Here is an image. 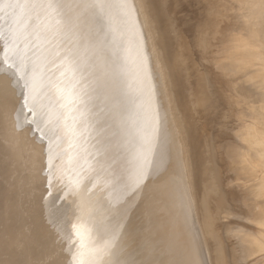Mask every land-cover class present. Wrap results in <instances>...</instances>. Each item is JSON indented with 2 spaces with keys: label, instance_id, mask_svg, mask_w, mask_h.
Wrapping results in <instances>:
<instances>
[{
  "label": "bare ground",
  "instance_id": "6f19581e",
  "mask_svg": "<svg viewBox=\"0 0 264 264\" xmlns=\"http://www.w3.org/2000/svg\"><path fill=\"white\" fill-rule=\"evenodd\" d=\"M72 1L77 3L76 7L78 11H86L90 14L92 19L91 31L98 32V34L104 31V23L102 21L103 13L114 14L115 8H113L112 5L115 0ZM165 1L166 0L160 1V7L159 4H155L156 6L158 5L157 7L161 8V5ZM168 1H170L171 7L166 11H161L160 15L162 17H167L168 14L170 15L174 12V6L176 7V0ZM238 1L239 3L245 1L244 5L242 4L244 11L241 18L243 19L244 17L246 24H250V28L243 26L240 20L236 23L237 27L227 22H221L216 9V3L213 0H208L204 3L207 7L205 17H203L204 20L198 24V30L194 32L191 38L192 49L197 53L201 63L208 69L209 78L216 84H213V89L216 99L225 107L226 112L224 117L230 120L234 118L235 122L239 123L242 118L241 111H235V107L237 109L239 105L249 102L248 110L251 122L246 125L245 129H240L239 127L238 129H231V127L229 128L228 126L229 122L224 124L225 120L219 123L218 128L223 129L222 135L220 136L224 140L225 137H231V141L227 138V141L225 140L227 143L224 141L218 142L220 138L217 140L214 134L210 135L209 133H207L209 140L205 136V140H208L210 142L209 144H212L210 149H212L211 151L213 154L211 155H213L214 159L213 161L211 158L212 160L209 161L207 155V161H209V163L211 161L216 163V173L214 172L209 175L207 170H202L201 168L197 170L195 167V171L192 175L188 173V163L186 161L187 158H185L187 154L184 155L185 152L182 148L184 145L181 147L183 151L178 148L179 136L176 131V126L170 117V109L172 110L176 107H181L182 109L181 104H179L180 101H176V99L183 97L180 88L182 84L179 85L176 82H170L164 73H160L156 78L149 76L148 70L151 69V67L148 61L152 62L153 68H155V63L157 62L155 57L150 55L148 61L145 62L146 65H143L133 48L129 45H125L113 51L114 53L119 52L118 56L120 57V61L114 69V74L109 75V77H112L111 75L123 77V87L128 94L126 99L128 101L130 100L133 106L127 111L129 113V118L127 117L120 126L117 139L120 145H122V141L125 143L121 150L114 139V141H112L109 136L107 137L108 129L106 128L108 126H104L106 125L105 122L102 123L101 120H98L99 122L97 125H101V129L99 133H94L93 138H100V145L96 146V149L93 150L94 153L92 152L93 156L91 161L87 165H82L79 160L81 141L76 140L75 134L77 132L74 133V131H71L69 134L66 133L65 126L67 118L60 115L57 117L56 114H52L50 117H56L58 120L55 119V122L51 121L48 123L46 121L41 122L37 117L39 116L38 113H36L35 116L32 115V112L31 115L28 114L30 118L25 120V123L29 122L32 125L31 133H36V139L42 144L43 151V167L41 169L43 174L40 178L36 177L35 191L33 190L35 200L40 202L39 199H41L42 204L40 202V208L39 202L35 201L33 203V205L37 206L35 209L37 214L36 216L34 215L36 225L33 229L28 231V234H31V236H34V234L38 232L44 234L43 240L37 244L32 243L30 248L34 255L35 264H48L50 259L54 260L55 264H66L67 262L69 264H80L81 261L82 264H264V0ZM49 3L50 2L47 4ZM125 3L126 7H129L127 12L132 15L131 20H133L138 34L140 33L143 35L142 31H144V36H148L150 39L149 33L151 32L148 31L146 27L147 22L145 21V23L142 15L139 16L138 14L139 10L145 15H147V13L149 14L151 11L150 6L145 3L144 0H125ZM145 15L143 16L147 18ZM44 17L43 15V18ZM2 18L0 10V23L3 20ZM80 18L82 19V17H79V19ZM79 21V24H81L82 20ZM167 22L169 21L167 20ZM160 24L161 21H159V26ZM150 25L153 26L151 23ZM21 29H23V27ZM77 29L76 27V30ZM83 29L85 28L83 27ZM173 34L178 36L177 32ZM112 36L114 37V42L115 39L119 37L118 34H113ZM171 36L172 35H170V37ZM218 36L220 40L216 39ZM162 37H164L163 34ZM258 37L262 39L259 40ZM93 38L94 36L92 39ZM177 38L179 39V37ZM85 39L83 38V40ZM215 39L223 43V46L217 45L216 48H213ZM175 40L177 41V39ZM85 41L82 42L85 44ZM224 45L227 46L224 47ZM80 46H82V44ZM29 47L31 50V46ZM5 48L0 50V63L4 61L7 66L0 65L3 67V72H7L8 76L13 78V81H11V85L7 90L6 88L8 85L6 84V91L0 99V103L2 106L5 102L6 104L14 102L15 110L17 109L14 115V121L19 125L18 121L23 120L20 119V111L30 110L35 112L38 108L35 104L27 100L28 97L26 99L27 102L23 98L21 100H19L20 98L18 99V96L22 95L20 88L22 84L25 83H23V78L30 80L33 77L35 78V74H30V72L24 73L23 69H21L22 59L17 53H14L11 57L9 49L7 48L5 50ZM150 48L155 50L156 46L152 45ZM172 50L170 51L172 52ZM219 52L221 54L225 53L226 55H221ZM180 54L177 55L179 56ZM71 56L73 55L71 54ZM79 57H81L82 62V56L79 55ZM172 58L173 57H171V59ZM44 59L43 61H45ZM107 61L108 60H106V62ZM66 64L69 63L66 62ZM88 64L90 66V63ZM159 64L160 61L157 63L158 70ZM39 65L40 64L37 66ZM91 65L93 66V64ZM51 66H53V64ZM51 66L49 67L51 68ZM93 67L96 68L97 66ZM210 67L213 69H210ZM89 68L92 67L90 66ZM55 69L56 68H54V70ZM76 70L73 74H76ZM175 71H177V69H175ZM78 73L81 74L80 71ZM186 73L188 74L189 71H186ZM37 75L41 77L39 71H37L36 77ZM95 75H98V73ZM16 76L19 77L17 78ZM88 76H90L88 71L84 72L81 74V79L83 80V77L87 79ZM53 77L55 78V74ZM109 77L107 75L100 79L97 77L99 79V82L96 81L97 84L91 82L94 84V89L97 87V94L99 95V99L100 97L102 98V101L106 96L107 90H111L114 87L112 84L108 87L103 84L101 85L103 80L105 81ZM66 78L69 79V76L67 75ZM73 79L70 80L74 82ZM75 79L77 78L75 77ZM86 79L84 82L87 81ZM45 80L47 81L48 79ZM53 83H55V81ZM69 83H71V81ZM8 84H10V82ZM98 85H100V89ZM190 85L188 86L190 87ZM43 86L46 87L44 84ZM82 87H84V85ZM87 87L88 86H85V88ZM204 87L206 88V85H204ZM13 88L16 92H13ZM92 88L93 87H91V89ZM183 88L182 86V89ZM186 88L188 87L186 86ZM33 90L36 89L34 87H29L27 93ZM89 91L91 94L92 90ZM96 107H94V111L98 109V103ZM101 109L102 108H100V110ZM63 110L65 111V107H63ZM83 110L80 113L83 114ZM181 111L183 112V110ZM106 112L107 111L104 113ZM61 114L63 115L62 109ZM253 116L255 117L253 118ZM92 117L94 116H91V118ZM104 117L105 115L103 118ZM70 120L73 121L72 118H70ZM90 122L96 124L93 119H91ZM108 123L110 122L108 121ZM203 126L204 125L200 123V127ZM91 127L92 126H90V128ZM76 128L78 127L76 126ZM196 129L198 130V128ZM196 134L198 135V133ZM30 135L32 136L33 134ZM93 138L91 137L92 140ZM189 139L191 143H194L192 140L193 138ZM235 140L239 141V144ZM90 142L91 141H89V143ZM207 149L208 151L210 150L209 148ZM201 151L203 152V150ZM116 152L120 153L128 160L123 170L116 162L109 165V162L115 159L113 153ZM208 153L209 152H207V154ZM171 156L173 157L171 158ZM170 159H172V161L169 162ZM192 159H194V156ZM40 160L41 159H38L37 156L35 157L34 163L38 164L37 167L41 165ZM212 167L211 172H213L214 164ZM5 169L6 168L3 169L2 167L0 171H4ZM36 170H38V168ZM84 172L86 174H84ZM159 176H161L160 181L157 180ZM69 181H71V183H69ZM4 185L5 183L3 184L0 180V204L2 203L1 196L3 195L2 190ZM64 193L65 199L63 198ZM20 196L19 201L17 198L15 199L16 196L14 194L12 195V197H14V203L12 204L14 208L12 209H15L17 203H21V206L18 207L16 212V219L22 220V216H19V214L23 215L24 209L26 212L29 210L31 211L32 198H29L27 194H20ZM5 205L6 203L4 204V209L6 208ZM227 205H229V207H227ZM48 210L56 211V213L58 211V214L56 216L52 215L51 217H47L46 212ZM218 210L222 213V216H220L222 221L225 220V222H230V218H234L236 219L235 225L227 226L226 223L223 224V228L220 232L215 231L213 229V224L215 223L213 215ZM198 222L202 230L204 243L201 240ZM76 223L82 225L81 231L85 233V238L88 240L90 246H94L98 254L85 255L82 258L79 248L72 246V238L69 229L70 224ZM54 240L59 241L60 248H58V250H61L58 251L59 253L54 251L52 245ZM136 244L139 249L134 247ZM206 250H208V255L205 254ZM134 257L137 258L136 261H134Z\"/></svg>",
  "mask_w": 264,
  "mask_h": 264
},
{
  "label": "rangeland",
  "instance_id": "374dc122",
  "mask_svg": "<svg viewBox=\"0 0 264 264\" xmlns=\"http://www.w3.org/2000/svg\"><path fill=\"white\" fill-rule=\"evenodd\" d=\"M136 1H138V0H136ZM160 1L161 0H150V1L144 0V2L150 6L151 11L149 12V14L147 13V15H145L140 10L138 11L139 16L142 15L144 22L145 21L147 22V23L146 22L145 23H146V27H147L148 31L151 32V33H149L150 34V36H149L150 39H149L148 36L147 37L144 36V31H142L143 35H141L140 33L138 34V31H136L135 25L133 24V20H131L132 15L128 14V12H127L129 7H126L125 0H115V2L112 5L113 8H115L114 14L103 13L102 21L104 23V29H103L104 31L100 32L99 34H98V32L91 31L92 19L90 17V14L86 11H82V12L78 11L77 7H76L77 3L75 1H72V0H51L50 1V0H48V2H50L51 4L50 3L47 4L48 3L47 0H5V1L0 0V10L2 13V17H3L2 18L3 20L0 23V31H1L0 38L2 39V40L0 39V50L5 48V47H6L5 50L8 48L9 54H11V57L14 55V53L15 54L17 53V55L22 59L21 60V69H23V72L24 73L30 72V74H32V73L35 74V78L33 77L30 80L23 78V80H24L23 83L24 82L27 83L28 87L25 88V83L22 84L20 89H21L23 96L22 95L18 96V99L20 98L19 100H21L23 98L25 100V98L28 97L27 100L29 102H31L32 104H35L38 107L37 108L38 111H37V109L35 110V112L30 111V110L29 111L28 110L23 111L21 109L22 111L19 112V113H21V115H20L21 119H23V121L25 122V120L30 118L29 115H31V112H32V115H34V116L36 115V113H38L39 116H37V117L39 120H41V122L46 121V122L50 123L51 121L55 122L54 121L55 119L58 120L56 117H54V118L50 117L52 114H56L57 117H58V115H60V116H64L65 118H67L66 119L67 123L65 126V129L67 131L66 133L69 134V132H71V131H74V133L77 132L75 134L76 140L81 141V143H80L81 147L79 149V154H80L79 160H80V163H82V165H87L91 161V158H92L93 153H94L93 150L96 149V146L100 145V142H101L100 138L99 139H98V137L93 138L94 133H99L100 129H101V127H100L101 125H97V123L99 122L98 120H101L102 123L105 122L106 125H104V126H106V127L108 126L106 128V129H108L107 130L108 131L107 137L109 136L110 139H112V141L115 140L116 144L118 145V147L121 150V148H123L122 146H124L125 143L122 141V145H120V142H118V139H117L119 136L120 126L127 117L129 118V113L127 111H128V109H130L133 106H132V102L130 100L128 101L126 99L128 94L124 90V87H123V84H124L123 77L122 76H114V75H111L112 77H109V75L114 74V71H115L114 69L117 67V64H119V61H120V57L118 56L119 52L114 53L113 51L116 49H119L125 45H129L131 48H133L138 59L140 60V62L143 65H146L145 62L148 61V57L150 55L151 56L153 55L155 57V59L157 61L155 63V68H153L152 62L148 61L149 65L151 67V69L148 70L149 76H151L152 78H156L159 76L160 73H164V74H166V76L168 77L170 82H172V83L176 82L179 85L182 84V86L185 88V89L183 88L184 89L183 90L182 86H180V88L182 90L183 97H181L180 99H176L177 102L180 101L179 104H181L182 109H181V107H179V108L176 107V108H173L172 110L170 109V117L176 126V131H177V134L179 136L178 148H180L181 150L183 148L184 152H185L184 155L187 154L185 156V158H187L186 159V161L188 163L187 171L190 175H192L193 172L195 171L194 167L197 170H198V168H201L202 170H207L209 172V175H211V173H214L215 169H216L215 168L216 163H214L212 161L209 163V161L213 159V155H211V154H213V152L211 151L212 149H210L212 144H209L210 143L208 141L209 136L207 135V133H209L210 135L214 134L215 137L217 138V140L220 138V140H218V142L219 141L226 142L227 138H229V141H231L230 140L231 137H225L226 141L224 139H222V137L220 135H222L223 129L218 128L219 123H220V121L225 120L224 124H227L229 122L228 126H229V128L231 127V129L232 128L238 129V127L240 129L241 128L245 129L246 125L249 124V122H251L250 121L251 118L249 119L250 113L248 110V108H249L248 103L249 102H246L244 104L239 105L237 109L235 107V111H237V112L241 111L242 118H241L239 123H236L234 118H232L231 120L228 118H225L224 117V114L226 112L225 107L218 102V100L216 99L215 91L213 89V84H215V83L213 82V80L211 78H209L208 69L201 63V61L198 58L197 53L194 51V49H192V42H191L192 39L191 38L194 35V32H196V30H198V24L204 20L203 17H205L206 10H207L206 9L207 7H206V5H204V3L208 0H176L175 1V2H177L175 4L176 7L174 6V8H173L174 12H172L170 15L168 14L167 15L168 18L162 17L160 14H161V11H166L171 7L170 1L166 0L162 4L163 6L161 5V8H159L160 7ZM171 1H173V0H171ZM213 1L216 3V6H217L216 9L218 11V15L220 17L221 22H223V23L227 22V23L233 24L234 27H237L236 23H238V20H240V22L243 24V26H246V28H250L249 27L250 24H248V23L246 24L244 17H243V19L241 18V15H243V11H244L243 5H244L245 1L241 0L242 3H239L238 0H213ZM38 2H39V4H38ZM45 3H46V6H45ZM155 3L159 4V7H157L158 5L156 6ZM164 5H165V7H164ZM46 8H47V10H46ZM175 8H176V11H175ZM158 10H159V12H158ZM194 12H195V14H194ZM29 15L32 17H30ZM33 15H34V17H33ZM43 15L47 18H45V17L43 18ZM143 15H145L147 18H145ZM155 15H156V17H155ZM77 17H78V19H79V17H82V19L81 18L79 19V20H82L81 24H79L80 21L77 19ZM50 18H52V19H50ZM166 18L169 22H167ZM45 19H46V21H45ZM49 19H50V21H49ZM109 19H110V21L111 20L112 21L110 22ZM52 20H54V21H52ZM74 20H75V22H74ZM242 20H243V22H242ZM35 21H36V23H35ZM159 21H161L162 26H161V24L159 26ZM164 21L167 23V27L168 26L170 27V28L168 27L169 29L166 27V23ZM27 22H29V23H27ZM148 22H149V24H148ZM150 23L153 24V26L150 25ZM22 25H24V26H22ZM22 27H23V29H21ZM76 27L78 28L77 30H76ZM83 27L86 30L83 29ZM71 28H73V29H71ZM88 28H89V30H88ZM25 31H26V33H25ZM30 31H31V33H30ZM83 31L85 34L83 33ZM247 31H248V29H247ZM176 32H177L178 36L176 34H173ZM161 33L163 34L164 37H162ZM167 33H169V34H167ZM47 34H48V36H47ZM86 34L87 35L89 34L90 36L89 35L87 36ZM113 34L119 35V37L117 39H115L116 43L114 42V37L112 36ZM2 35H3V37H2ZM56 35H57V38H56ZM170 35H172V36L170 37ZM93 36H94V38L92 39ZM23 37H24V39H23ZM50 37H52V38H50ZM81 37H82V39H81ZM85 37H86V39H85ZM156 37H157V39H156ZM173 37L175 39H177V41ZM177 37H179V39ZM28 38H29V40H28ZM74 38H75V40H74ZM83 38L87 41L83 40ZM258 38H259V40L262 39L261 37H258ZM110 39H112L113 41ZM216 39L220 40V37L218 36ZM216 39L214 41V44H213L214 47L213 48H216L217 45L223 46V43L219 42V40L216 41ZM81 40L83 42L85 41V44ZM88 41H89V43H88ZM37 43H38V45H37ZM45 43H48V44H45ZM80 43L82 44V46H80L81 45ZM155 43H156V45H155ZM177 43H179V44H177ZM90 44H91V46H90ZM163 44L165 47L163 46ZM256 44H257V40H256ZM84 45H86V46H84ZM119 45H120V47H119ZM152 45L156 46V49H155L156 51L154 49L150 48ZM29 46H31V50H30ZM102 46H103V48H102ZM226 46L227 45H224V47H226ZM263 46H264V44H263ZM81 47L84 50H82ZM25 48H26V50H25ZM169 49L170 50L173 49L172 52ZM58 50H59V53H58ZM87 50H88V52H87ZM72 51L75 52V55H74V52H72ZM84 51H86V52H84ZM89 51H90V53H89ZM69 53H71L73 56H71V54H69ZM89 54L90 55L92 54V55L90 56ZM93 54H94V56H93ZM177 54H180V55L178 56ZM224 54L225 53H222L221 55H224ZM56 55H58L59 58ZM79 55L82 56V62H81V57H79ZM64 56H70L73 63L66 64V61H65V63L64 62L62 63V61H64ZM101 56H103V57H101ZM92 57H94V58H92ZM143 57H144V59H143ZM171 57H173V58L171 59ZM223 57H225V56H223ZM75 58H77V59H75ZM96 58H97V60H96ZM43 59L45 61H43ZM52 59H53V61H52ZM92 59L94 60L95 63L93 62ZM167 59H169V60H167ZM89 60H92V61H89ZM102 60H103V62H102ZM106 60H108V61L106 62ZM174 60H175V63H174ZM28 61H29V63H28ZM79 61H80V63H79ZM159 61H160V64L158 65L159 66V70H158L157 63H159ZM167 61H169V62H167ZM223 61H224V59H223ZM51 63L53 64V66H51L52 65ZM88 63H90V66L92 68H89L90 66ZM0 64L3 66H7V65H5L6 63L4 61ZM27 64H29V65H27ZM38 64H40V65L37 66ZM57 64H59V65H57ZM75 64H76V66H75ZM91 64H93V66H97V67L95 68ZM109 64H111V65H109ZM1 65H0V92H2V93H0V99L2 98L3 93L11 85V81H13L12 80L13 78H11V76H8L7 72L6 73L3 72V67ZM36 66H37V68H36ZM49 66H51V68ZM1 68H2V70H1ZM54 68H56L55 69L56 71L54 70ZM71 68L72 69L74 68L75 70L78 68L79 70L77 69L76 74H73L75 71H73ZM93 69H94V71H93ZM106 69H107V71H106ZM175 69H177V71H175ZM210 69H213V68L210 67ZM57 70H59V71H57ZM170 70L172 71V73ZM183 70L189 71L188 74H190V75H188L186 73V71H183ZM37 71L40 72L41 77H39V75H37V77H36ZM79 71L81 74L88 71V73L90 75L88 77L89 78L91 77V78L90 79L88 77H87V79L85 78L87 81L84 82L85 79H84V77H83V80L81 79L82 77H81V74L78 73ZM178 72L180 73L181 78H180ZM96 73H98V75H100L102 73L101 74L102 76L101 75L100 76L95 75ZM54 74H55V78L53 77ZM56 74H58V75H56ZM197 74H198V77H197ZM67 75L69 76V79L66 78ZM72 75H73V77H72ZM105 75H107L109 78H107L105 81L103 80V83H101V85L103 84V85H106V87H108V86H110V84H112V85H114V87L111 90H107V92L105 94L106 96L103 99V101H104L103 102L101 97L99 99V95L97 94V87H95V89H94V84H92V83H96V81L99 82L98 80ZM201 75H203V76H201ZM75 77L77 79H75ZM97 77H99V79ZM190 78H192L193 80ZM45 79H48V80L46 81ZM70 79H73L74 82H72V80H70ZM186 79H187V81H186ZM8 81L10 82V84H8L9 83ZM48 81H50V82H48ZM54 81H55V83H53ZM70 81H71V83H69ZM6 84L8 86L5 90ZM43 84L46 87H44ZM81 84H83L84 87H82L83 85H81ZM79 85L81 86V88ZM89 85L93 88L91 89V87ZM188 85H190V87ZM204 85H206V88L204 87ZM85 86H88V87L85 88ZM186 86L188 88H186ZM29 87H32V88L34 87L37 91L33 90L32 92L27 93V89ZM99 87H100V85H98V88ZM82 88H84V89H82ZM54 89H56V90H54ZM88 89L92 90L91 94H90V91ZM12 90H13V92H16L14 88ZM47 90H48V92H47ZM84 90H85V92H84ZM46 93H48V94H46ZM184 93H185V95H184ZM82 94H84L85 96ZM44 95H46V96H44ZM84 99H85V101H84ZM87 100H89V101H87ZM87 102H89V103H87ZM11 103L13 105V111H14L13 116H14L17 112V109L15 110L14 102H11ZM97 103H98V109L94 111V107H96ZM51 105H53V106H51ZM59 105H60V107H59ZM1 107L2 106L0 103V109H1ZM63 107H65V111L63 110ZM82 107L84 110L82 109ZM86 107H89V108H86ZM100 108H102V109L100 110ZM61 109L63 111V115L61 114ZM189 109H190V111H189ZM82 110H83V114L80 113ZM181 110H183V112ZM105 111H107V112L104 113ZM101 114H102V116H101ZM104 115H105V117L103 118ZM120 115H121V117H120ZM41 116H42V118H41ZM91 116H94V117L91 118ZM254 117L255 116H253V118ZM70 118H72L73 121H71ZM84 118H88V119H84ZM90 118L95 120L96 124H92L90 122V120H91ZM183 119H184V121H183ZM195 119H196V121H195ZM85 120H86V122H85ZM108 121L110 123H108ZM200 123H201V125H204L203 126L204 129H203V127H200ZM187 124H188V126H187ZM243 124H245V125H243ZM76 126L78 128H76ZM90 126H92V127L90 128ZM194 128H195V130H194ZM196 128H198V130ZM202 130L205 132H203ZM196 133H198V135ZM200 134H201V136H200ZM205 136L208 140H205ZM91 137L93 138V140L91 139ZM197 137H198V139H197ZM189 138H193L192 140L194 141V143H191L190 142L191 140ZM89 141H91V142L89 143ZM235 141L239 144V141H237V140H235ZM240 143H241V141H240ZM183 145H184V147H182ZM190 145H192V146H190ZM240 145H242V144H240ZM199 148L201 150H203V152ZM207 148H209L210 150L208 151ZM192 152H194V153H192ZM207 152H209L210 154L209 153L207 154ZM113 155L115 156V159L113 161L109 162V165H112L114 162H116L119 165V167L123 170V168L125 167L128 160L118 152L113 153ZM209 155H210V157H209ZM193 156H194V159H192ZM206 156L208 157L209 161H207L208 159ZM213 161H214V159H213ZM213 164H214V169H213V172H211L212 168H213L212 167ZM84 174H86V173L84 172ZM63 198L65 199V193L63 194ZM227 207H229V205H227ZM236 211H240V210H236ZM36 213H35V216H36ZM57 214H58V211H57V213H56V211L54 212L52 210H48L46 212L47 217H51L52 215L56 216ZM213 216H214L213 220L215 223L214 224L212 223V224L214 225L213 229L215 231L220 232L221 229L223 228L222 227L223 224L227 223V226H229V225L233 226L236 223V219H234V218H230V220H229L230 222H225V220L222 221V218L220 217V216H222V213L220 210H218ZM136 219L138 220L137 217H136ZM220 221H222V222H220ZM34 223H35L34 224V227H35L36 222L34 221ZM198 224H199V222H198ZM215 224H216V227H215ZM215 228H218V229H215ZM199 229H200L199 233L201 236V240L204 243V238H203V234H202L200 224H199ZM40 234H41L40 241L43 240L44 234L38 232V233H35L34 236H31V238L33 240L35 239L33 241V243H35V244L40 243L39 240L37 241V239H38L37 236H39ZM52 245H53L54 251H56V252L61 251V250H58V248H60L59 241L54 240V243ZM136 247H137V244H136ZM205 254L208 255V250L205 251ZM52 259H54V258H52ZM136 259L137 258L134 257V261H136ZM209 262H210V260H209ZM66 264H69V263L67 262Z\"/></svg>",
  "mask_w": 264,
  "mask_h": 264
},
{
  "label": "water",
  "instance_id": "95a60500",
  "mask_svg": "<svg viewBox=\"0 0 264 264\" xmlns=\"http://www.w3.org/2000/svg\"><path fill=\"white\" fill-rule=\"evenodd\" d=\"M13 114V105L3 103L0 109V169L2 167L6 169L0 171V180L3 184L5 183L2 190L3 195L1 196L2 203L0 204V264H35L34 255L30 249L35 239L31 238L28 231L34 227V212L36 213L35 209L37 208L33 205L37 201L33 196L35 182L43 174L41 172L43 167L42 144L36 139V133H31L32 125L29 122L25 123L23 120L18 121L19 125H17ZM36 156L41 159L40 167H37L38 164L34 163ZM37 168L38 170H36ZM158 178L157 180L160 181L161 176ZM13 194L16 196L15 199L17 198L19 201L20 194H27L29 198H32L31 211L26 212L24 209L23 215L19 214V216H22V220L16 219V212L21 203H17L15 209H12L14 208L12 207L14 203ZM39 200L41 202V199ZM5 203L6 208L4 209ZM37 238V241H40L41 234ZM136 249H139L138 246ZM54 262L50 259L48 264Z\"/></svg>",
  "mask_w": 264,
  "mask_h": 264
},
{
  "label": "snow or ice",
  "instance_id": "6c2138e0",
  "mask_svg": "<svg viewBox=\"0 0 264 264\" xmlns=\"http://www.w3.org/2000/svg\"><path fill=\"white\" fill-rule=\"evenodd\" d=\"M68 62L69 64L72 63V60L69 56H65L64 57V61L63 62ZM73 71H75V69H72ZM28 87V84L25 83V88ZM27 98H25L26 100ZM69 183H71V181H69ZM82 225H80L79 223L76 224H70V236H71V244L73 247H78L79 248V252H80V256L83 258L85 255H95L98 254V252L96 251V249L94 248V246H90L88 240L85 238V233L81 231ZM80 264H82V261L80 262Z\"/></svg>",
  "mask_w": 264,
  "mask_h": 264
}]
</instances>
